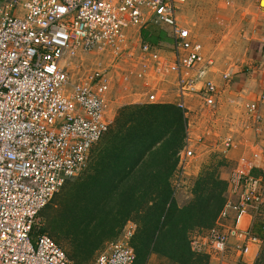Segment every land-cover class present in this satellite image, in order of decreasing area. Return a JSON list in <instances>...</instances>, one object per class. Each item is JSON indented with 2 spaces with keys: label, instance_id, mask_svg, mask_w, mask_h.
Segmentation results:
<instances>
[{
  "label": "built area",
  "instance_id": "built-area-1",
  "mask_svg": "<svg viewBox=\"0 0 264 264\" xmlns=\"http://www.w3.org/2000/svg\"><path fill=\"white\" fill-rule=\"evenodd\" d=\"M193 1L0 0V132L8 137L0 136V264H77L53 237L37 231L40 214L82 172L93 147L113 125L108 102L116 81L126 84L150 71L127 67L119 74L118 69L96 68L75 79L73 64L96 53L117 64L131 60L135 67L137 48L159 62L161 55L144 41L143 30L168 27L177 106L188 117L189 97L201 98L210 108L218 104L220 90L208 76L214 60L206 57L203 42L180 15ZM149 99L157 100L155 92ZM9 112L12 123H7ZM243 120L251 129L264 121V90L246 102ZM222 141L224 153L235 145L233 136ZM194 155L188 145L178 153L176 189L183 186ZM252 157L261 159L259 151ZM227 191L220 220L234 211L235 225L225 229L217 224L191 238L194 252L223 255L236 239L246 255L252 244L262 242L253 227L243 229L240 221L250 209L264 206V176L237 169ZM135 227L128 224L123 237L108 242L92 264H134Z\"/></svg>",
  "mask_w": 264,
  "mask_h": 264
},
{
  "label": "rangeland",
  "instance_id": "rangeland-1",
  "mask_svg": "<svg viewBox=\"0 0 264 264\" xmlns=\"http://www.w3.org/2000/svg\"><path fill=\"white\" fill-rule=\"evenodd\" d=\"M180 15L184 22L187 21V25L189 24V28L193 31L197 39L203 42L206 57L214 60L213 73L217 71L213 80L221 91L223 101L221 105H223L222 108L224 109L218 113H215V110L213 111L215 114H211L205 110L207 107H204L205 109L202 112L209 114L207 119L209 117H213L214 119L216 117L222 118L223 114H225V122L221 121V119L215 122L212 120V123L219 124V126L217 127L215 135L211 134L214 136V139H208V142L210 140L212 144L208 142L206 144L205 141L203 142V138L201 141H197L199 136L193 135V128H199L201 125V122L197 123V120L194 122L195 117L192 116L193 113L195 114L198 113L197 111H201V107H198L200 104L195 99L193 103L188 102V106L192 110L199 109L195 112L190 111L188 117L184 115L187 119L186 145L189 144L191 146L195 155L191 159L193 162L188 169L189 175L185 177L183 186L177 189V193L182 191L183 206L193 199V191L197 185V178L202 174L209 176L211 172H214L215 175H220V177H222L223 173L232 176L235 170L242 169L251 174L264 176V163L260 161L252 163V156L256 151H259L261 159H264V121L257 128L250 130L242 131L238 125V121H241L240 119L243 118L246 102L256 98L264 90V53L262 52V48L264 47V0H194L184 6ZM143 39L145 42L158 47V52H161L159 53L162 62L160 61L158 64H154V61L148 55H144L139 51L133 61L134 67L130 63L131 60L117 64L116 60L112 58L93 53L83 62H76L72 65V72L75 79L85 71L96 68L103 69L107 67L114 72L118 69L119 74L124 73L127 67L139 72L151 69L156 74L154 76L156 78H153L154 83L152 82L155 91L150 92H155L157 100L151 102L149 99L150 92L144 91L145 97L143 100L145 103L134 104L132 106L161 104L159 103L161 97L166 98L169 94L177 92L178 82L176 69L174 71L173 67V70H171L168 68L169 64H165V57L167 54L170 55L173 52L174 41L170 30L160 25H153L149 27V30H143ZM158 66H162L163 68V74H165L164 79L158 76V73L162 72V69ZM236 77L243 78V82L239 84L238 89H233L231 87ZM142 82L136 83L138 86L136 91L138 93H141L143 90L139 89L140 86L143 87V84H147L144 81ZM245 83H248V86H245ZM125 85H122L118 79L114 85V92L108 102L109 111L112 117L115 118L112 129L93 147L87 165L82 172L78 176L69 179L61 187L51 202L42 210L38 220L37 231L47 233L53 237L68 252L71 258L73 257V247L72 237L68 230L69 226L79 221L81 217H89L87 211L94 208L92 207L94 199L92 200L91 191L96 192L97 189H100L98 187L99 185L96 186L97 189L93 185L97 179L100 181L109 180V167L105 164L107 148L111 140L110 134L112 130L118 129L122 126L121 123L126 121L128 115L126 112L122 114V110L125 107L131 106L126 104L122 98L127 90ZM128 89L131 88L129 87ZM244 89L247 91L244 92ZM219 100L221 102V99ZM234 116L237 119H233ZM203 121L202 124L204 123ZM204 129L202 128V131L198 130L203 133L201 135H205L203 132L205 131ZM228 132L235 140L234 150H238L241 153L239 166L236 165L234 159L225 157L233 147L226 153L223 151L225 150V146L222 142V137L229 134ZM245 151L249 156V160L247 156L242 159V153ZM231 154L233 158V153ZM109 175L110 177L113 176L111 171ZM227 192L226 196H229ZM253 215L255 228L262 234L261 239L263 241L262 250L254 260V264H264V206L261 209H254ZM132 223L136 226L135 236L138 225L134 221H129L127 225ZM127 225L119 232L115 239L123 237ZM208 230H195L192 233V239L195 236L206 234ZM107 243H104L102 248L94 253L91 260L80 264H92L99 253L104 250ZM205 255L209 263L208 255ZM137 260L138 258L134 264H140ZM148 260L144 264H148Z\"/></svg>",
  "mask_w": 264,
  "mask_h": 264
},
{
  "label": "trees",
  "instance_id": "trees-1",
  "mask_svg": "<svg viewBox=\"0 0 264 264\" xmlns=\"http://www.w3.org/2000/svg\"><path fill=\"white\" fill-rule=\"evenodd\" d=\"M123 112L128 115L126 121L112 130L107 148L109 180L97 179L93 185L100 189L91 191L94 208L87 211L89 217L69 226L70 258L77 264L91 260L104 243L134 221L138 230L131 245L140 264L152 254L176 264H208L205 254L193 251L192 233L218 224L229 183L214 172L202 174L193 199L180 206L172 181L178 153L187 144L184 111L175 104H150L128 106ZM254 231L262 238L255 226Z\"/></svg>",
  "mask_w": 264,
  "mask_h": 264
},
{
  "label": "crops",
  "instance_id": "crops-1",
  "mask_svg": "<svg viewBox=\"0 0 264 264\" xmlns=\"http://www.w3.org/2000/svg\"><path fill=\"white\" fill-rule=\"evenodd\" d=\"M184 8V7H183ZM187 22V21H186ZM185 22V24L187 25V23ZM189 26V24L187 25ZM168 28V27H167ZM151 44V43H150ZM264 45V44H263ZM154 47H157L156 45H153ZM158 49V47H157ZM263 48H262V52H263ZM140 50L139 48L136 49V52L138 53ZM141 52V51H140ZM160 52V51H159ZM161 53V52H160ZM169 56V57H167ZM167 56L165 57L166 59V62L165 64H169L168 65V68H170L171 70H173V67L175 66L174 65V59H175V55H174V52H172L170 55L167 54ZM148 57H150L148 55ZM153 61H154V64H158L160 62L158 61H155L152 57H150ZM169 58V59H168ZM162 59V58H161ZM162 62V61H161ZM164 64V65H165ZM214 66V65H213ZM213 66L208 74L209 78L213 80L214 76H216L217 74V71H214L213 73ZM118 67V66H117ZM160 67V66H158ZM175 71V69H174ZM148 75L144 78V79H139V78H136V76H134L132 78V81L131 82H128L126 83L125 85V88L127 89L126 92H125V95H123L124 97H122L125 101L126 104H129V105H134V104H141V103H145L143 98L145 97L144 95V91L146 92H150V91H155L153 89V85H152V82L154 81L153 78H156L154 76H156L155 73H153V70L150 69V71H148ZM155 74V75H154ZM213 74V75H212ZM174 75V73H173ZM158 76L159 78L162 77L164 79V76L165 74H163L162 72L161 73H158ZM142 81H144L145 83L147 84H143V87L140 86L139 89H143L142 92L138 93L136 91V89L138 88L137 84L138 83H143ZM243 82V78H234V81H233V84H232V87L233 89H238V86L239 84ZM137 83V84H136ZM154 83V82H153ZM122 85H124V82L122 83ZM234 85V86H233ZM137 86V87H136ZM237 86V88H236ZM245 86H248V83L246 84L245 83ZM131 88V89H128V88ZM136 87V88H135ZM219 88V87H218ZM244 88V87H243ZM220 90V89H219ZM247 90L244 89V92H246ZM260 92V91H259ZM261 93V92H260ZM259 93V94H260ZM250 94V93H249ZM144 95V96H143ZM259 96V95H258ZM257 96V97H258ZM196 98H188V101L187 103L191 102L193 103V100H197L199 102V106L198 107H201V111H197L198 113H193L192 116L195 117V120L194 122L197 120V123L198 122H201V125L200 127H195L193 128V135L197 137L199 136L198 140L197 141H201V139L203 138V142L205 141L206 144L208 142V139H214V136H212L211 134H214L215 135V132H217V127L219 126V124H215V123H212V120L215 122L216 120L219 121L221 119V121H224L225 122V114H223L222 118H219V117H216L215 119L213 117H209V119H207V116L209 115L208 113H204L202 111H204V107H207V109H205L206 111L210 112L211 114H215L216 112H221L223 105V101H222V95H221V91H220V95L219 98L218 97V104L214 107V108H210L208 107L204 101L195 96ZM256 97V98H257ZM254 98V99H256ZM221 99V102L220 100ZM161 104H175L177 105V92H173L171 94H169L166 98L165 97H161V100L160 102ZM190 107V106H189ZM191 111L195 112L194 109L192 110V108L190 107ZM216 110V111H215ZM215 111V113L213 112ZM200 112H201V115H200ZM213 112V113H212ZM228 114V113H227ZM231 114V112H230ZM191 119V118H190ZM233 119H237L235 116ZM204 120V121H203ZM241 121H238V125L240 127V129L243 131V130H250L251 128H246L245 126V123L243 122V118L240 119ZM202 121L204 122L202 124ZM208 123V124H206ZM212 123V124H211ZM212 126V127H211ZM202 128L206 131H203L205 135H201L203 134L202 132L198 131V130H201L202 131ZM229 133V132H228ZM230 137L232 135L227 134L225 137H222V140L226 137ZM235 141V140H234ZM223 142V141H222ZM209 144H212V142L209 140L208 142ZM188 146H190L188 144ZM191 147V146H190ZM224 151V150H223ZM233 153V158H232V154ZM248 158L249 160V156L247 155L246 151L242 153V159L244 157ZM251 156V155H250ZM226 158H229V159H234L236 161V165H240V161H241V153L238 151V150H234V147L233 149H231L225 156ZM253 158V157H252ZM251 158V159H252ZM260 161L261 163H264V159H261V160H258ZM257 160H254L252 159V163H257L258 162ZM193 162V161H192ZM192 164V163H191ZM196 172H199L198 170H195ZM246 171V170H244ZM195 174V172H194ZM189 175V172H187V174L184 176V179L185 177H187ZM262 176V175H260ZM223 180L225 181H229L230 178H231V175L230 174H226V173H223L222 174V177H221ZM173 184L175 185V176H174V179H173ZM181 192L182 191H179L177 193V200H178V203H180L179 205H182V202H183V198L181 196ZM228 196V195H227ZM226 196V197H227ZM252 214H254V209H250L249 210V213L248 214H245L242 216L241 218V221H240V226L241 228L245 229V228H250V227H253L254 228V222H255V219L253 218ZM236 218V213L234 211H231L230 213V216L228 218H224L222 220L219 219V222H218V225L221 227V228H225V229H229L231 227H233L235 225V220ZM237 240L236 239H231L230 240V243H229V247L228 249L225 251V254L221 255L219 253H215V254H207L208 255V261L209 263L208 264H254V260L258 257V255L260 254L261 250H262V246H263V241L259 244H252L250 246V251L248 254L246 255H242L241 252L238 250L237 248ZM148 264H176V263H173L170 259L164 257V256H161V255H158V254H152L148 260Z\"/></svg>",
  "mask_w": 264,
  "mask_h": 264
},
{
  "label": "snow or ice",
  "instance_id": "snow-or-ice-1",
  "mask_svg": "<svg viewBox=\"0 0 264 264\" xmlns=\"http://www.w3.org/2000/svg\"><path fill=\"white\" fill-rule=\"evenodd\" d=\"M14 120V114L9 112L8 113V120H7V123H12V121ZM0 136H5V138L7 139L8 137L6 136L5 133L3 132H0ZM5 155H8L7 153H5ZM21 164H23V161H21ZM25 176H27V173H23Z\"/></svg>",
  "mask_w": 264,
  "mask_h": 264
}]
</instances>
